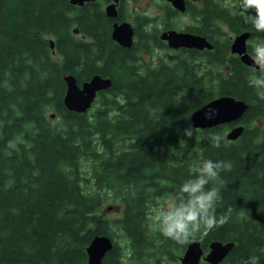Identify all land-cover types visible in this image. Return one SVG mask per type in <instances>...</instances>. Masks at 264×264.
<instances>
[{"label":"trees","instance_id":"obj_1","mask_svg":"<svg viewBox=\"0 0 264 264\" xmlns=\"http://www.w3.org/2000/svg\"><path fill=\"white\" fill-rule=\"evenodd\" d=\"M218 4H188L197 22L184 31L203 36L214 17L228 22ZM162 10V17L118 10L115 20L130 18L134 27L124 49L111 39L114 20L99 1L0 0V264H86L85 249L100 235L113 242L103 264H180L187 244L155 233L151 210L207 159L233 163L220 174L226 184L217 206L229 219L196 240L205 253L212 241L234 243L220 264L253 256L264 264V101L248 83L256 69L224 45L211 54L183 49L146 67L140 53L168 49L152 23L175 29L179 15ZM236 19L238 33L254 31ZM69 74L78 85L96 74L112 84L77 114L63 105ZM219 96L248 105L243 134L227 141L225 125L191 127L186 136L191 113ZM112 201L119 215L110 219L102 211Z\"/></svg>","mask_w":264,"mask_h":264},{"label":"water","instance_id":"obj_2","mask_svg":"<svg viewBox=\"0 0 264 264\" xmlns=\"http://www.w3.org/2000/svg\"><path fill=\"white\" fill-rule=\"evenodd\" d=\"M95 0H69V4L81 7L85 3L94 2ZM107 5L104 9L107 18L115 20L117 18L116 4L118 0ZM171 7L179 13L186 11L185 0H166ZM74 34L78 31L74 30ZM250 33L244 32L239 34L231 45V53L237 54L242 64L254 69V61L246 52V41ZM134 29L129 22L114 21L111 30V39L120 47L130 49L133 45ZM159 40L166 43L171 50L194 49L198 51L210 50L212 46L204 37L194 35L189 32L177 30H164L159 36ZM53 42L50 41V48L53 49ZM65 83V94L63 105L69 112L77 114L86 113L95 102L98 94L108 90L111 87L110 78H104L100 75H93L89 80L78 85L73 75L63 77ZM248 105L231 96H219L207 102L202 107L193 111L189 121L193 129L209 130L218 126L233 125L225 133L227 141L237 140L244 132V126L240 124L247 111ZM53 117V115H52ZM109 210L111 208H108ZM113 246L112 240L108 236H95L86 247V264H103V258L106 253L111 251ZM234 247V243H222L212 241L208 245V251L205 253L199 240H194L187 244L182 256L179 258L180 264H220Z\"/></svg>","mask_w":264,"mask_h":264},{"label":"clouds","instance_id":"obj_3","mask_svg":"<svg viewBox=\"0 0 264 264\" xmlns=\"http://www.w3.org/2000/svg\"><path fill=\"white\" fill-rule=\"evenodd\" d=\"M243 23L257 33H264V0H237L233 9ZM251 58L256 70L248 78L258 101H264V41L254 44ZM191 136V126L185 129ZM216 147H220L217 140ZM230 160L207 159L202 164L193 165L192 171L183 178L175 190L168 194L165 202L151 210L152 230L165 241L176 246L186 245L196 239H204L211 231L226 223L228 215H217L221 189L226 182L222 172H230ZM230 211V210H229ZM258 257H250L245 264H257Z\"/></svg>","mask_w":264,"mask_h":264},{"label":"flooded vegetation","instance_id":"obj_4","mask_svg":"<svg viewBox=\"0 0 264 264\" xmlns=\"http://www.w3.org/2000/svg\"><path fill=\"white\" fill-rule=\"evenodd\" d=\"M96 1H99L103 5V9H105V7L107 5H109L113 2L112 0H95L94 2H96ZM199 1L200 0H185L186 11L188 9V4L191 3L192 4L191 7H193V8L198 7ZM216 1L219 2V4H218L219 6L225 8V9H228V13L231 14V19L227 22L225 19H222L220 17H214L213 19L210 20L209 23L205 24V27H204L205 34L203 36L202 35L201 36L204 37L205 40L212 46V48L210 50H206V51L211 54V53H213L214 49L217 46L224 45V46L228 47L229 55H231L233 58L238 59L237 54L231 53V45L233 43V40L239 34L244 33V32H249L250 35L246 41V52L248 55H250V53H248V49L252 48V46H254V44H252V43L257 41V37L255 35L256 32L252 31V30H241V32L238 33V20L236 19V17L238 18V16L233 11V9L237 3V0H223V1L222 0H216ZM125 2H126V0H124V1L118 0V4H116L117 13H118V10L120 8H122L124 15H126V12L123 8ZM159 2H160L159 3L160 5H157L156 8L161 10L162 13H164V10H162V9L165 7V5H169L170 8H172L170 3L167 2L166 0H159ZM172 10H174V9L172 8ZM185 13H187V12H185ZM188 16L190 17V15H188ZM196 22H197L196 20L191 18V20L189 22V26L195 27ZM191 34H194V33H191ZM194 35H197V34H194ZM182 50L183 49H178V50H174V51L171 50L173 53L172 56H174L178 52H181ZM186 50L187 51H194V49H186Z\"/></svg>","mask_w":264,"mask_h":264},{"label":"rangeland","instance_id":"obj_5","mask_svg":"<svg viewBox=\"0 0 264 264\" xmlns=\"http://www.w3.org/2000/svg\"><path fill=\"white\" fill-rule=\"evenodd\" d=\"M159 3V0H126L123 8L127 16H136L142 13H147V15L150 17H162L164 13H162L161 10L156 8L157 5H160ZM190 20L191 18L187 14H181L173 19L172 24L175 26L174 28L176 30H183L185 26L189 25ZM126 21L133 25V21L130 18H128ZM152 26L158 30V34L163 28L162 24L160 23V20L156 19L152 23ZM256 43H258V41L253 42L252 44ZM172 55L173 53L169 49L153 50L149 54L140 53L139 60L143 65L147 67L153 64H157L158 58L166 59L168 56L171 57ZM164 202L165 198H163V200H159L158 204H156L155 206H158ZM115 205L116 201H112L109 204H106V207L102 211L103 216L112 219L119 215V211L116 210ZM108 208L111 209L109 210Z\"/></svg>","mask_w":264,"mask_h":264}]
</instances>
